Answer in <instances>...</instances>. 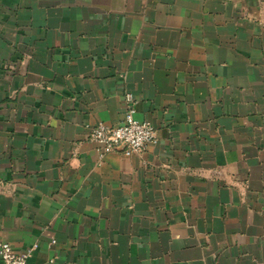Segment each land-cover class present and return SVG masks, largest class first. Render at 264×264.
I'll return each mask as SVG.
<instances>
[{
    "label": "crops",
    "instance_id": "1",
    "mask_svg": "<svg viewBox=\"0 0 264 264\" xmlns=\"http://www.w3.org/2000/svg\"><path fill=\"white\" fill-rule=\"evenodd\" d=\"M128 95L155 141L99 159L88 128ZM0 240L28 264H264V0H0Z\"/></svg>",
    "mask_w": 264,
    "mask_h": 264
},
{
    "label": "built area",
    "instance_id": "2",
    "mask_svg": "<svg viewBox=\"0 0 264 264\" xmlns=\"http://www.w3.org/2000/svg\"><path fill=\"white\" fill-rule=\"evenodd\" d=\"M125 100L127 108L121 125L110 127L99 123L88 128L89 140L95 145L99 159H102L105 153L119 148H123L125 156H130L141 152L155 141L154 128L147 122L134 119L135 109L132 97L128 95ZM35 249L34 244L22 253H15L8 243L0 240V262L1 264H28Z\"/></svg>",
    "mask_w": 264,
    "mask_h": 264
}]
</instances>
